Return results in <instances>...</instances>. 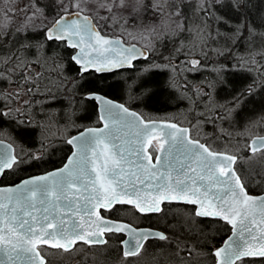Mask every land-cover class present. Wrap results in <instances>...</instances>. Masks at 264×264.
<instances>
[{
    "label": "snow or ice",
    "instance_id": "obj_1",
    "mask_svg": "<svg viewBox=\"0 0 264 264\" xmlns=\"http://www.w3.org/2000/svg\"><path fill=\"white\" fill-rule=\"evenodd\" d=\"M194 2L193 14H198L205 22L212 20L217 25V36H222L233 44L245 38L251 42L259 36L261 47L258 54L264 58V10L254 11L253 8L257 6L249 7L250 0H29L23 10L27 22L15 32L8 33L14 36L12 47L7 49L8 54L0 52V85L7 83L17 89L12 92L0 87V135L3 134V125L15 124V133L24 137L30 136L37 128L42 129L28 115L30 105L23 100V96L34 98L40 95L45 108L68 109L62 112L66 123H75V120L81 119L77 116L74 120L73 103L83 101L86 113L88 102L101 101L102 109L98 119L104 122V127L88 128L79 135L67 137L65 142L72 145L75 151L68 163L58 171L26 179L15 187L0 188V253L8 258V264L25 259L29 264H36V257L40 255L38 248L43 245L68 252L77 240L85 244L103 243L100 239L103 233L119 232L128 234V239L123 241L128 246L124 256H138L145 241L151 238L165 241L168 237L149 230L130 231L127 225L112 224L101 219L99 211L96 217L98 231L95 232H85L71 218L65 220V216L81 211L91 214L93 208H106L113 202L133 204L134 201L137 211L155 213L161 210L160 205L165 201L180 197H184L188 204L196 205L199 202L201 208L212 197L210 206L219 201L220 203L215 204L216 207L228 212L230 216L241 217L239 222L224 217L232 224L233 234L225 241L224 247L215 253L219 258L217 264H256L254 260L247 258L264 257V197L256 199L245 192L246 184L241 182V177L230 167L237 162L236 155H222L212 151L206 146V140L202 142L193 136L196 122L211 120L210 114H216L217 118L224 120L238 113L242 105L241 97L245 91L251 95L253 85L234 96L231 102L219 106L212 101L210 93L203 91L201 85L195 89L194 96H185L194 105L188 127H178L175 122L157 127L155 123H145L143 114L131 110L127 104L105 100L95 90V82L87 78L92 65L99 64L100 67L95 68V71L103 72L111 70L109 65L112 69L123 68L125 65L134 68L133 61L141 57L148 59L143 51H137L135 45L121 48L118 41H109L101 35V31L109 27V20L113 23L118 21V13L129 12V18L135 20L139 13L150 11L154 21H160L158 26L161 30L165 19H171L173 23L180 21L178 29L183 32L188 31L185 9L192 8ZM259 4H264V0H259ZM49 8H54L59 17L51 26L47 24ZM217 8H223L224 14L218 13ZM63 12H68L73 18L66 19L62 16ZM7 14L6 11L5 15ZM232 16L237 17V20H232ZM37 23L41 27L30 32L29 26ZM221 24L225 26L223 31L219 28ZM57 40L67 42L73 49L80 48L69 61L70 64L78 65L79 69L77 76L69 81L73 87L68 103L50 88L41 94L39 85L43 74L36 71L58 55L53 53L50 56L48 53V42ZM81 44L87 46L80 47ZM2 48L3 45L0 44V49ZM224 54V50L218 52V55ZM245 63L251 65L257 62L253 57ZM191 64L189 71L197 72L203 68L200 60H192ZM169 69L175 71L170 62L155 67L151 64L146 66L138 74L134 85H129L134 93L139 92V96H133V99L166 103L171 98L170 93L167 97L162 93L177 90L178 86L171 76V82L166 87L159 86L154 83V73ZM225 70L223 65L215 69L217 80L209 87H231L226 81ZM246 70L248 73L259 71L264 78V65H260L259 69L247 66ZM188 91L191 88L185 89V93ZM14 99H20L25 106L14 107L11 103ZM35 102L33 99L32 103ZM201 104L205 105L207 112L197 113L196 109ZM113 128L123 131L124 135H114ZM153 139L164 141L160 144L161 155L156 157L155 164L151 163L152 156L146 157L143 151L144 143L151 144ZM259 144L264 147V139ZM253 151H256L255 143ZM37 159L40 156L31 152L17 158L9 151L2 150L0 169L14 168L18 164ZM145 159L147 164L144 163ZM260 159L264 161V152ZM125 165L130 166L128 170ZM141 173L144 179L140 178ZM173 173L178 176L182 174L184 179L173 180ZM125 177H134L140 181V185L133 179L125 181ZM236 186H239V191ZM74 188L75 192L82 194V204L78 199L70 198L74 196ZM104 188L106 191L101 196L100 190ZM229 194L233 203H228L225 199ZM149 195L152 202L142 204L141 201H147ZM122 196L127 199H121ZM93 200L95 204L92 203ZM61 209L64 210V215H61ZM257 210L259 220L256 218ZM195 215L201 217L210 213L197 210ZM23 254L28 255L25 257ZM0 264L3 262L0 261ZM39 264H43V260Z\"/></svg>",
    "mask_w": 264,
    "mask_h": 264
},
{
    "label": "trees",
    "instance_id": "obj_2",
    "mask_svg": "<svg viewBox=\"0 0 264 264\" xmlns=\"http://www.w3.org/2000/svg\"><path fill=\"white\" fill-rule=\"evenodd\" d=\"M28 3L29 0H24L22 6L18 7L20 11H16L10 7V0H0V5H3L0 8V44L3 45L0 52L5 55L8 54L7 49L12 47L11 41L14 39V36L8 33L10 31L15 32L17 28L27 22L22 13ZM253 6H257L253 8L254 11L264 10V4H259V0H250L249 7ZM194 9L195 3H193L192 8L185 9L188 31H179L175 34H168V32L154 34L147 60L143 59L135 62L134 68L120 69L109 73L89 71L87 78L95 82V90L99 93L135 108L145 118L171 119L187 125L192 119L194 105L192 100L185 98V96H194L197 87L203 85V91L210 93L212 101H215L216 106H219L231 102L232 100L229 99L237 96L242 90L247 89L248 84L257 83L258 87L252 89L251 95L247 91L244 92V96L241 97L242 105L238 113L224 120L217 118L216 114H210L212 115L211 120L196 122L197 128L201 130L200 133H205L207 137L202 134H199L202 137L198 136V133H194L195 130L193 131V136L203 141L206 140L208 145L209 138L219 143V145L230 144L234 139L243 140L236 151H231L237 156L235 167L248 190L253 193L260 192L264 190V161L260 159L264 149L250 153L247 144L244 142L248 138L247 136L244 135V139H242L240 136L233 137L224 133V131L231 132L244 129L247 123L254 119L256 120V118L262 121L261 118L264 116V78L256 79L254 76L255 71L248 73L246 68H242V65H246V63L240 62V59H238L240 56L250 57L247 61L252 60L253 57L254 59L262 58L258 54L261 47L260 37H255L251 42L245 38L233 44L224 37L217 36V25L210 19L205 22L198 14L194 15ZM6 11L7 15H5ZM216 11L221 15L224 14L223 8H217ZM13 12H16V14L11 16ZM47 14H52L54 17L57 16L54 8H49ZM6 18H10V21L3 23ZM231 19L235 21L237 17L232 16ZM51 21H47V24ZM127 24H129L128 21L126 22ZM191 26L197 29L198 35H204L203 47L208 35L210 36L211 41L209 44H214L213 50L205 49L206 54H202L200 52L204 48L201 47L202 49L197 52V55L195 52L192 53L187 49L181 48L184 54H174L175 47L181 46V40L192 34ZM40 27L39 23L34 26L30 25L29 31L32 32L35 28ZM109 28H104L102 32L118 35L125 41H132L130 34L120 30L121 28L119 29L118 25L110 26ZM219 28L223 31L225 26L221 24ZM247 43H249L248 46L246 45ZM221 50H224V55H218ZM72 52L73 50L67 47L64 42L59 40L48 42L49 55L51 56L53 53L58 55L49 59L46 65L36 69V71L43 74L39 85L41 94L47 92L50 88L54 94L58 93L64 98L65 103H68L73 87L69 81L77 76L79 69L77 65L69 63ZM192 55H195L197 60H200L203 64V68L197 72L189 71L192 64L188 58ZM169 62L175 68V71L169 69L168 71L155 72L154 83L161 87H166L171 82L169 76L173 77L178 89L162 93L166 97L170 93L171 98L166 103L156 102L155 100L143 102L139 99H133V96H139V92L134 93L129 88V85H134L138 79V74L149 64L155 67L168 64ZM221 65L226 68L224 75L231 87L218 86L213 89L209 85L217 80L215 69ZM238 65L239 67H237ZM251 67L259 68V66L257 67L253 64H251ZM0 87H3L6 91H17L14 85L7 83L0 85ZM186 88H191V91L185 93ZM33 99H35V103H32ZM23 100L30 105L28 115L39 123L42 129L37 128L30 136L24 137L15 133V124L3 125V134L0 135V138L12 142L18 158L24 157L31 152L40 156V159L18 164L14 168L4 171L0 180L1 184L13 183L24 176L59 166L70 151V145L65 142L66 137L85 126L99 124L95 101L87 103L86 113L83 101L73 103L74 120L77 116L81 117V119L75 120V123H66L62 118V112H66L68 109L45 108L44 101L40 95L34 98L32 96H23ZM11 103L16 108L25 106L20 99H14ZM205 103H211V101H205ZM196 111L197 113L207 112V109L204 104H201ZM261 125L259 131L264 133V121ZM222 128L227 130H222ZM210 147L214 150H221L219 148L221 146L217 148ZM256 153L259 155L256 160L247 163L243 161L241 163V158L245 160ZM253 178H255V184L251 185L250 182ZM122 208L132 212L128 214H137L126 205L115 207L114 210ZM193 209L194 207L191 205L166 203L157 214L138 215L141 225H148L162 230L168 239L165 241L157 238L147 240L144 243L145 246L141 254L124 260L126 264H213L215 260L213 249L223 241L229 233L230 227L220 219L198 217L193 213ZM116 242L115 238H110L103 245L86 246L79 243L68 252L61 249H48L49 255L45 254L46 264H123L120 249ZM247 259L254 260L256 264H261V261H264V257Z\"/></svg>",
    "mask_w": 264,
    "mask_h": 264
},
{
    "label": "water",
    "instance_id": "obj_3",
    "mask_svg": "<svg viewBox=\"0 0 264 264\" xmlns=\"http://www.w3.org/2000/svg\"><path fill=\"white\" fill-rule=\"evenodd\" d=\"M62 16L65 17L66 19H72L73 17H70L68 12H65V13H62ZM59 17L57 16L53 22L58 19ZM53 22L49 25L51 26L53 24ZM101 35L104 36L106 39H108L109 41H113V42H116L118 41L119 42V47L121 48H124V47H130L132 45H135L136 48H137V51L140 52V51H143L144 55L147 56L148 54V50L143 47L142 45L140 44H137V43H134V42H131V43H126L124 42L120 37L118 36H113V35H108V34H104L101 32ZM78 39V38H77ZM95 42V41H93ZM66 46H68V43L65 42ZM87 45L86 44H81L80 47H86ZM71 48V47H69ZM73 49V48H71ZM80 48H76V49H73V53L72 55H74L76 52H79ZM89 51H91V49H89ZM71 55V56H72ZM144 58H139L137 59L136 61H133V63L139 61V60H142ZM78 66V65H77ZM97 67H100L99 64L97 65H92L90 66V71H94L96 73H109V72H113V71H117V70H120V69H127V65H125L123 68H114L112 69L111 68V65H109V68L111 70H107V71H103V72H97L95 71V68ZM79 68V66H78ZM99 93V92H98ZM100 95H102L104 97L105 100H111L113 103H122L116 99H113L107 95H104L102 93H99ZM96 103V108H97V111H98V114L100 113L101 109H102V102L101 101H95ZM131 110H134L136 111L138 114H140L137 110L133 109V108H130ZM142 119L144 120L145 123H155L157 125V127H161L163 126L164 124L166 123H170V122H174V121H171V120H163V119H145L143 116H142ZM177 123V122H175ZM177 126L180 127V126H183V127H188V126H184V125H180L179 123H177ZM104 127V122L102 120H100V123L98 125H89V126H85L83 127L82 129H80L79 131L71 134V136H76V135H79V133L81 131H86L88 128H103ZM113 131V134L114 135H120V136H123L124 133L123 131H117V128H113L112 129ZM69 137V136H68ZM261 139H264V134H260V135H254L252 136L249 141H248V150L250 152H254L253 151V145L255 143V147H256V151L264 148L262 147L260 144H259V141ZM157 140V139H156ZM158 141V144H159V147L155 153V155L153 156L151 154V152L147 149V146L149 143L145 142L144 145H143V151H144V154L145 156L147 157L148 155H151L152 156V160H151V163L155 164L156 163V157L157 156H160L161 155V152H160V144L161 143H164L163 140H157ZM121 141H117V143H120ZM0 146H2V148H0V151L2 150H7L9 151L13 157H16L14 155V147L12 145V143L6 139H2L0 138ZM207 146V145H206ZM211 150V149H210ZM75 151V149L73 148L72 145H70V151L69 153L67 154L66 158L64 159V161L62 162V164H60L59 166L57 167H54V168H51V169H48V170H45L43 172H39V173H34V174H30V175H27L25 177H22L21 179H19L18 181L14 182V183H11V184H0V188H6V187H15L16 185L18 184H21L23 183L24 180L26 179H30V178H33V177H36V176H40V175H46L50 172H53V171H58L59 169H61L65 164L68 163V160L69 158H71V155H72V152ZM214 151V150H212ZM222 155H231L229 153H226V152H222V151H216ZM145 164L148 163L147 159H145L144 161ZM130 166L129 165H125V169L128 170ZM230 167H232L235 170V167H234V164L233 165H230ZM10 168H4V169H0V179L4 173V171L8 170ZM163 171V169H161ZM190 171V170H189ZM237 172V171H236ZM237 175H239L237 173ZM240 176V175H239ZM140 178L141 179H144V175L143 173L140 174ZM128 179H133L135 180L134 177H125V181H127ZM175 179H184V176L181 174V175H177L176 173H173V180ZM241 182L243 183L242 179H241ZM135 183L139 186L140 185V181L139 180H135ZM237 188V191H239V186H236ZM106 191V188L104 189H101L100 190V194L101 196H103V193ZM72 192L74 193V196H70V198H75V199H78L79 200V203H83V200L80 199V196L82 195L81 193L79 192H75V188L72 190ZM245 192L256 198V199H259L260 197H264V191L262 192H259V193H252V192H249L247 190V188H245ZM110 195V193H109ZM141 195L143 196L144 195V192L142 191ZM121 199H127V197H121ZM228 203H233L232 200H231V195L229 194L228 197L225 198ZM134 200V198H133ZM212 201V197H209V200L208 201H205V204L203 206V208H201L199 202L196 204V205H192V204H188L185 202V198L184 197H180L179 199H176V200H169V201H165L164 203H180V204H187V205H192L194 206V212H196L197 210H200V211H207L210 213V215L208 216H201V217H208V218H215V219H220L226 223L227 220L224 218V217H229L230 219H234L235 221L239 222V220L241 219L240 216H230L228 212H224L222 211L220 208L216 207L215 204L216 203H220L219 201H216V202H213L210 206V202ZM152 202V197L151 195L148 196V199L147 201H141L142 204H147V203H151ZM61 203H64L63 201ZM93 204H95V200L92 201ZM135 203V201H134ZM134 203L133 204H124V205H129V206H132L135 210V206H134ZM119 203L117 202H113L110 206L106 207V208H99V209H96V208H93L92 209V212L91 214L87 213V212H75V213H69L68 215L65 216V220H68L69 218H71L72 221H74L76 224L80 225L81 228L85 231V232H88V231H92V232H95V231H98V228H97V211H99L100 215H101V219L103 220H107L109 221L110 223L112 224H118V225H127L128 226V229L131 231V230H134L136 232H140V231H144V230H149L153 233H156V232H160V233H163L164 235H166L163 231L159 230V229H156V228H152V227H147V226H134L126 221H122V220H115V219H112V218H109V217H106L104 216L102 213H101V210H109L111 209L114 205H117ZM163 204V203H162ZM162 204L160 205V208L162 209ZM235 206V205H234ZM225 207H227V204H225ZM137 211V210H136ZM161 211V210H160ZM138 213L140 214H150V213H153V212H140V211H137ZM155 213H158V212H155ZM36 215H39V213H35ZM61 215H64V210L61 209ZM251 217H249L250 219ZM256 218L257 220H259V212L257 210V215H256ZM228 225L230 226V231L229 233L225 236V238L223 239V241L218 245L216 246L214 249H213V254L215 256V260L213 262V264H217V261H218V257H216L215 253L220 249V248H223L224 245H225V241H227L229 239V237L232 236V224L228 223ZM119 233H122L125 237L124 239L121 241V245H122V248H123V254L126 250H128V246L124 245L123 244V241L124 240H127L128 239V234L127 232H119ZM105 234L106 233H103L101 236H100V239L102 241H104L103 243H105L106 241V237H105ZM258 234V233H257ZM152 239V238H151ZM76 243H84L83 241H80V240H77ZM75 243V244H76ZM103 243H97V244H103ZM74 244V245H75ZM74 245L72 246V248L74 247ZM44 246H47V247H50V245H44ZM51 248V247H50ZM71 248V249H72ZM38 251L40 252L39 248H38ZM25 255V257H27L28 254H23ZM257 257H260V256H254V257H249V258H257ZM43 260V264H45V258L44 256L42 255V253L40 252V255L36 257V264H39V262ZM0 261L3 262V264H8V258L6 256H4L2 253H0ZM13 264H29V261L27 259L25 260H17V261H14Z\"/></svg>",
    "mask_w": 264,
    "mask_h": 264
},
{
    "label": "rangeland",
    "instance_id": "obj_4",
    "mask_svg": "<svg viewBox=\"0 0 264 264\" xmlns=\"http://www.w3.org/2000/svg\"><path fill=\"white\" fill-rule=\"evenodd\" d=\"M23 1L22 0H10V3H11L10 7L12 8V10L19 9L18 7L22 6ZM2 6L3 5L1 4L0 8H2ZM14 14H16V12H13L11 14V16ZM118 16H119V19L116 23H113L112 20L108 21L109 27L118 25L119 29L121 28L120 30H123L124 32H126V34H130L133 42H137V43L147 47L148 49L151 46L152 37L154 36V34H159L162 32H165V33L168 32V34H175V33L179 32L178 23H180V21L173 23L171 19H165V21L163 22V29L161 30V27L158 26L160 24V21L159 20L154 21V18H153L150 11L148 13H144V12L139 13L137 19H135V20H132L129 18L130 17L129 12L118 13ZM54 18L55 17L52 14H47V21H51ZM9 21H10V18H6L5 20H3V23H7ZM127 21L129 22V24L126 25ZM135 21H137V22H135ZM109 27H106V28L110 29ZM153 29H155V30H153ZM190 29H192L191 30L192 34H190L186 39L181 40L180 44L182 47H186V49H188L190 52L194 53V52L202 49L201 47H203V41H204L205 37L203 34H202L203 36L198 35V31L195 27H192ZM191 57H196V56L192 55ZM262 117H264V116H262ZM263 121H264V119H262V121H260L258 118H256V120L254 119L251 122L247 123L246 127H244V129H239L238 131H231V132L230 131L229 132L224 131V133L230 134L233 137L240 136V137H242V139H244V135H245L248 137V138H246V140H248L251 136H253L255 134H261L259 131L260 130L259 128L262 126L261 123ZM223 129L227 130L226 128H222V130ZM200 131L201 130H199V128H197V126H196L194 133L195 134L198 133V136H200L199 134H202V135H205L207 137V135L205 133H203V132L200 133ZM200 137H202V136H200ZM246 140H244V142L247 144ZM208 141H209V145L212 146L213 148H217L218 146H221V147H219V148H221V150H226V151H230V152L231 151L233 152V150L236 151L238 149V146H241V144L243 142V140L234 139V140H232V142L230 144L219 145V143L213 141L211 138H209ZM245 143H243V144L245 145ZM220 144H223V143H220ZM258 157H259V155H257V153H256V154H253L250 157L246 158L245 160L241 158V163L243 161H244V163H247V162L256 160ZM254 182H255V178H253V180L250 182V184L253 185V184H255ZM45 254L49 255L48 250H45Z\"/></svg>",
    "mask_w": 264,
    "mask_h": 264
},
{
    "label": "flooded vegetation",
    "instance_id": "obj_5",
    "mask_svg": "<svg viewBox=\"0 0 264 264\" xmlns=\"http://www.w3.org/2000/svg\"><path fill=\"white\" fill-rule=\"evenodd\" d=\"M207 41H211L210 39V36L208 35V38H207ZM242 45V43H240ZM249 43H247L246 45L248 46ZM245 45V47H246ZM242 47V46H241ZM240 58H243V56H240ZM255 61L257 63L253 64L255 66H260V65H264V58H258V59H255ZM240 62H244L243 59H240ZM249 85H253V88H257L258 87V84L257 83H250L248 84ZM154 146V147H153ZM150 148L156 152V149L158 148V142L156 139L152 140L151 144H150ZM229 152V151H227ZM231 153V152H230ZM118 206H123V205H115L113 206L111 209L109 210H106V211H101V213L106 216V217H109V218H112V219H115V220H122V221H126L134 226H147V227H152V226H148V225H141V223L139 222V219H138V215H143V214H140L138 213L133 207L129 206V205H126L127 207H129L131 209V211H133L134 213H137L136 215L133 214H128V213H132L130 211H127L125 209H117V210H114L115 207H118ZM114 213V214H112ZM125 213V214H124ZM159 213V212H158ZM193 213H194V209H193ZM157 214V213H155ZM152 228H156V227H152ZM158 229V228H156ZM160 230V229H159ZM162 231V230H161ZM124 235L122 233H108L106 234V242L108 239L110 238H115L116 239V244L119 246V249H120V256L121 258L123 259L122 262L123 264H126V262L124 260H126L127 258H132V257H125L124 254H123V248H122V245H121V241L124 239ZM105 242V243H106ZM146 242V241H145ZM144 242V243H145ZM80 244H83V245H86V246H91L90 244H85V243H80ZM104 244V243H103ZM102 244V245H103ZM93 246V245H92ZM40 250L43 252L44 250H47V247H40ZM142 252V250H141ZM140 252V254H141ZM139 254V255H140ZM133 257H137V256H133ZM125 262V263H124Z\"/></svg>",
    "mask_w": 264,
    "mask_h": 264
},
{
    "label": "bare ground",
    "instance_id": "obj_6",
    "mask_svg": "<svg viewBox=\"0 0 264 264\" xmlns=\"http://www.w3.org/2000/svg\"><path fill=\"white\" fill-rule=\"evenodd\" d=\"M209 42L210 41H207V39H206V43H204V50L202 51V52H200V53H202V54H206L205 53V49H209V50H213V47H214V44H209ZM208 46V47H207ZM181 48H184V49H186L185 47H182V46H176L175 47V50H174V54H184V52H183V50L181 49ZM212 48V49H211ZM188 50V49H187ZM200 51V50H199ZM198 51H196L195 52V54H197L198 55V53H197ZM208 53V52H207ZM250 55V54H249ZM193 57H190V58H188V60H191ZM250 59V57H248V56H245V57H243V60H249ZM194 60H197V58L196 57H194ZM243 63H245V62H243ZM247 66H249V65H242V68H247ZM251 66V65H250ZM259 69V68H258ZM254 76H255V78L256 79H259L260 77H261V75H260V72L259 71H255V73H254ZM229 100H232V99H229Z\"/></svg>",
    "mask_w": 264,
    "mask_h": 264
}]
</instances>
